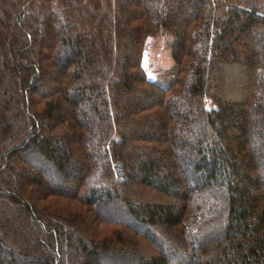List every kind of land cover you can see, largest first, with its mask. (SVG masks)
Returning <instances> with one entry per match:
<instances>
[{"label": "trees", "instance_id": "trees-1", "mask_svg": "<svg viewBox=\"0 0 264 264\" xmlns=\"http://www.w3.org/2000/svg\"><path fill=\"white\" fill-rule=\"evenodd\" d=\"M0 264H264V0H0Z\"/></svg>", "mask_w": 264, "mask_h": 264}, {"label": "rangeland", "instance_id": "rangeland-1", "mask_svg": "<svg viewBox=\"0 0 264 264\" xmlns=\"http://www.w3.org/2000/svg\"><path fill=\"white\" fill-rule=\"evenodd\" d=\"M176 41L172 35L163 33L159 36L152 37L147 45L144 57V67L147 70L151 80L156 81L163 86H168L176 78L178 67L172 57V50ZM228 73L232 76L233 83L238 72H234L235 68H227ZM227 73V71H226ZM230 80V78H229ZM233 83H231L233 85ZM231 85V86H232ZM238 89V88H237ZM76 205L83 207L77 203Z\"/></svg>", "mask_w": 264, "mask_h": 264}]
</instances>
